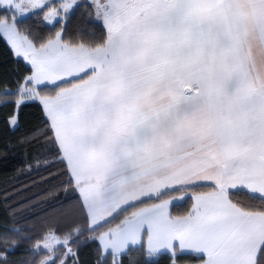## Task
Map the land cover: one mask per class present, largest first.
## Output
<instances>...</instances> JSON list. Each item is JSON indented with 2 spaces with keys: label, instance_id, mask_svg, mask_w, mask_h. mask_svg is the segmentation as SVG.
Listing matches in <instances>:
<instances>
[{
  "label": "snow or ice",
  "instance_id": "snow-or-ice-1",
  "mask_svg": "<svg viewBox=\"0 0 264 264\" xmlns=\"http://www.w3.org/2000/svg\"><path fill=\"white\" fill-rule=\"evenodd\" d=\"M0 41L26 64L5 123L41 113L0 154L32 149L63 196L9 208L0 264H264V0H0Z\"/></svg>",
  "mask_w": 264,
  "mask_h": 264
},
{
  "label": "trees",
  "instance_id": "trees-1",
  "mask_svg": "<svg viewBox=\"0 0 264 264\" xmlns=\"http://www.w3.org/2000/svg\"><path fill=\"white\" fill-rule=\"evenodd\" d=\"M43 11H46V9ZM43 11L37 10V14L40 16L39 20L34 18V14H29L24 23L26 26H39L40 31L47 34L57 27L58 20L52 24L43 21ZM80 11L81 9L78 7H74L70 11V22L77 21ZM19 60L20 63L17 64L8 46L4 41H0V100L18 99L17 96L6 94L5 90L7 88L10 92H15L14 81L25 74L26 64L22 58H19ZM38 103V101L32 100L25 101L26 106H21L20 111L21 127L15 131L10 130L5 123V118L12 111V106L0 108V148L9 141L15 142L27 127L39 122L41 113ZM26 163L33 165L31 171H28L25 167ZM48 179H50L49 174L44 170L43 165L39 170L36 169L32 149L28 150L27 158L21 148L8 151L6 158H3L0 154V220L8 219L9 208L15 209L14 215L28 218L31 222H36L44 216L55 217L63 196L60 195L59 199L55 198V194L52 197L44 196L46 190L51 187L47 182ZM52 183H59V181L54 180ZM6 192L9 193L7 204L4 199ZM28 200H32L33 203L38 202L40 207L32 208L26 203ZM188 206L187 203L177 202L174 213H181ZM95 247V244H84L78 249L80 264H95ZM73 250H77L75 246H73ZM20 258L19 254L10 257L12 260H19ZM69 264H71V261H69ZM125 264H127V261H125ZM140 264H144L142 258ZM160 264H167V258L161 259ZM184 264H195V262L191 257H185Z\"/></svg>",
  "mask_w": 264,
  "mask_h": 264
},
{
  "label": "rangeland",
  "instance_id": "rangeland-1",
  "mask_svg": "<svg viewBox=\"0 0 264 264\" xmlns=\"http://www.w3.org/2000/svg\"><path fill=\"white\" fill-rule=\"evenodd\" d=\"M52 2H53V3H56V0H52ZM46 10H47V9H46ZM58 19H59V18H57V20H58ZM45 22H47V21H45ZM54 22H55V21H53V23H54ZM47 23H48V22H47ZM21 58H22V57H21ZM22 59H23V58H22ZM26 100H30V99H26ZM26 100H25V101H26Z\"/></svg>",
  "mask_w": 264,
  "mask_h": 264
}]
</instances>
